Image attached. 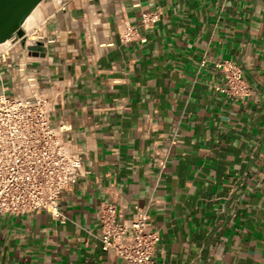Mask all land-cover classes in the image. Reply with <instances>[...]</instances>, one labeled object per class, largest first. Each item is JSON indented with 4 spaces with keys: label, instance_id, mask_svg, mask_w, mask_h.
Instances as JSON below:
<instances>
[{
    "label": "crops",
    "instance_id": "obj_1",
    "mask_svg": "<svg viewBox=\"0 0 264 264\" xmlns=\"http://www.w3.org/2000/svg\"><path fill=\"white\" fill-rule=\"evenodd\" d=\"M39 5L43 39L13 40L0 90L49 96L83 173L64 218L0 214V264H124L101 247L108 202L124 217L148 209L162 264H264V0ZM222 61L245 94L225 90Z\"/></svg>",
    "mask_w": 264,
    "mask_h": 264
},
{
    "label": "built area",
    "instance_id": "obj_2",
    "mask_svg": "<svg viewBox=\"0 0 264 264\" xmlns=\"http://www.w3.org/2000/svg\"><path fill=\"white\" fill-rule=\"evenodd\" d=\"M62 8H66V2ZM158 19L156 12L142 14L145 25ZM40 25H23L24 34L16 35L0 48V62L10 53L13 40L38 44L43 39ZM135 33L128 26L122 31L127 41ZM217 66L225 74V90L245 94L248 87L242 70L231 61L219 62ZM53 111L54 103L45 94L10 96L1 87L0 214L48 212L64 218L60 201L83 173V150L67 135L66 124L53 121ZM100 218L104 250L120 255L124 264H162L153 256L160 234L149 228L150 214L146 207H136L132 216L124 217L115 203L108 202L101 207Z\"/></svg>",
    "mask_w": 264,
    "mask_h": 264
},
{
    "label": "water",
    "instance_id": "obj_3",
    "mask_svg": "<svg viewBox=\"0 0 264 264\" xmlns=\"http://www.w3.org/2000/svg\"><path fill=\"white\" fill-rule=\"evenodd\" d=\"M43 0H0V43L24 34L23 25ZM39 53L38 51L34 52Z\"/></svg>",
    "mask_w": 264,
    "mask_h": 264
},
{
    "label": "bare ground",
    "instance_id": "obj_4",
    "mask_svg": "<svg viewBox=\"0 0 264 264\" xmlns=\"http://www.w3.org/2000/svg\"><path fill=\"white\" fill-rule=\"evenodd\" d=\"M40 8V5H38L34 11L29 15V17L26 19L25 23H24V26L25 27H29L33 18L35 17L36 13L38 12V9ZM9 43V40L3 42V43H0V48L7 45Z\"/></svg>",
    "mask_w": 264,
    "mask_h": 264
},
{
    "label": "rangeland",
    "instance_id": "obj_5",
    "mask_svg": "<svg viewBox=\"0 0 264 264\" xmlns=\"http://www.w3.org/2000/svg\"><path fill=\"white\" fill-rule=\"evenodd\" d=\"M39 10V9H38ZM36 17V16H35ZM35 17L33 18V20H32V22H31V24H30V26L29 27H31V26H33L34 25V23H35Z\"/></svg>",
    "mask_w": 264,
    "mask_h": 264
}]
</instances>
